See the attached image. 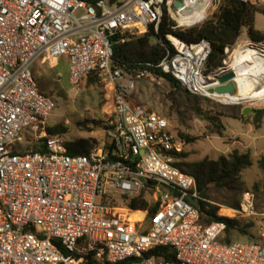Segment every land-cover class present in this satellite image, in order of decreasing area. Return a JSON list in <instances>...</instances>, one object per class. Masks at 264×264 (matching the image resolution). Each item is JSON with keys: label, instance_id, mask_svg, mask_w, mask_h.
Returning <instances> with one entry per match:
<instances>
[{"label": "built area", "instance_id": "1", "mask_svg": "<svg viewBox=\"0 0 264 264\" xmlns=\"http://www.w3.org/2000/svg\"><path fill=\"white\" fill-rule=\"evenodd\" d=\"M241 1L264 7V0ZM186 8V0H0V264H264V226L256 242L225 244V223L200 224L188 202L199 199L196 181L174 165L184 143L169 120L131 103L136 80L114 63V44L151 25L158 33L165 11L180 29L211 19L210 8L182 23ZM171 45L175 53L158 69L193 95L234 104L223 97L234 95L211 93L231 66L225 59L205 74L208 41ZM61 59L73 88L97 79L115 105L108 141L85 156H71L64 137L48 133L56 102L40 91L34 67ZM137 78L157 79L148 70ZM135 198L159 205L150 224L147 210L129 208ZM254 202L245 193L231 219L255 216ZM160 248L174 261L159 262Z\"/></svg>", "mask_w": 264, "mask_h": 264}, {"label": "trees", "instance_id": "2", "mask_svg": "<svg viewBox=\"0 0 264 264\" xmlns=\"http://www.w3.org/2000/svg\"><path fill=\"white\" fill-rule=\"evenodd\" d=\"M99 1L103 0H88L92 5H96ZM109 1L115 2L117 0ZM257 14L264 15V7L261 8L241 0H224L218 12L205 23L187 29H180L177 28L176 22L165 11L158 33L155 32L154 25H151L148 32L143 36L127 37L125 43L114 44V63L135 80H137L140 71L148 70L157 79L166 81L170 87L167 94L170 103V117L180 123H184L187 118H198L207 121L211 125L210 132L222 136L223 131L226 129L222 123V117L239 119L241 116L240 107L216 104L221 112L213 113L205 110L204 104L212 103L210 99L189 93L176 78L171 74L163 73L157 68V65L166 57L168 51H171L172 54L175 53L169 37L177 38L189 45L206 40L211 44L212 50L206 62L205 74L214 73L223 66V61L227 58L225 49H233L244 30L252 42L264 44V33L255 28ZM117 39L115 38L114 41H117ZM87 80L89 84L99 81L94 80L92 77H88ZM39 89L42 91L40 87ZM110 109V112H106L108 114L106 124L112 121L115 116L113 98ZM256 113V120H261L264 116V110H259ZM48 133L64 136L67 130L62 124H58L54 127L49 126ZM192 142H194L193 139L186 140V143ZM97 144L96 140L92 139H81L66 143L71 156L88 155ZM28 150L43 152L44 148L43 146L41 148L29 146ZM175 157L174 165L182 172L192 176L196 181L199 199L188 200V202L199 210L200 224L207 226L215 222L225 223L227 228L221 239L222 243L225 244L231 243L232 237L235 236L247 238L248 242H256L258 238L255 234V223L253 221L220 216L219 211L221 208L210 202L212 192L215 190L238 191L239 194L235 197V201L229 203L227 207L235 210L240 209L241 196L247 192L241 181V173L252 167V156L235 150L226 156L219 157L217 160L206 158L195 163L187 161L188 155L184 152L175 154ZM257 163L264 172V156L260 157ZM254 193L255 210L259 214H264V190L256 185ZM129 208L132 211L147 210V223L150 224L153 216L159 210V205L149 206L148 202L142 198H135L130 200ZM222 212L230 215L228 211L223 210ZM141 216L142 214H135L132 218H140ZM157 257L159 262H173L175 259L168 248L158 249ZM86 264L90 263L87 261Z\"/></svg>", "mask_w": 264, "mask_h": 264}, {"label": "rangeland", "instance_id": "3", "mask_svg": "<svg viewBox=\"0 0 264 264\" xmlns=\"http://www.w3.org/2000/svg\"><path fill=\"white\" fill-rule=\"evenodd\" d=\"M223 2L224 0H214L210 10L211 18L218 12ZM255 28L264 33L263 14L256 15ZM250 44L264 47V44L252 42L244 30L226 58L228 65L235 64L236 52L240 47ZM41 67L44 70L43 74L39 75L36 69L34 71L37 83L42 91L56 102V108L49 122L50 127L62 124L67 130V133L63 136L67 142L92 139L101 144L108 141L105 132L108 129L106 124L108 114L106 112L111 110L113 97L111 98L112 94L105 84L100 81L89 84L86 79L80 88H73L69 82L67 71L57 67V69L51 68L48 64H41ZM169 91L170 87L164 80L156 79L152 81L149 78H137L136 89L131 96V103L135 106L145 107L169 120L173 134L184 143L183 152L188 155L187 161L189 162H200L206 158L217 160L219 157L226 156L235 150L242 154H250L253 165L241 173V181L247 189L246 193L253 194L255 198L254 187L256 185L264 190V172L257 163V160L264 156V116L261 120H256V112L264 110V103L242 99L238 90L234 95V100L230 99L231 102H234L233 105L210 99L211 104H204L205 110L209 112H221L216 104L240 107L241 116L239 119L222 117V123L226 129L223 131L222 136H218L210 132L211 125L207 121L198 118H187L184 123H180L170 117V103L167 99ZM247 108L254 109L256 112L244 115L243 112ZM187 139H193L194 142L186 143ZM25 144L24 141L23 145ZM238 194V191L215 190L212 192L210 202L221 208L219 211L220 216L233 218L231 210L234 209L227 206L235 201ZM243 196L244 194L241 196V200ZM223 210L228 211L230 215L223 214ZM237 218L253 221L256 235H258L260 228L264 226V214H259L256 210L255 216L251 218L240 216ZM231 241L232 243H248L249 240L241 236H235L232 237Z\"/></svg>", "mask_w": 264, "mask_h": 264}, {"label": "bare ground", "instance_id": "4", "mask_svg": "<svg viewBox=\"0 0 264 264\" xmlns=\"http://www.w3.org/2000/svg\"><path fill=\"white\" fill-rule=\"evenodd\" d=\"M186 3L182 23L189 19L201 18L212 7L214 0H186ZM169 40L177 42V38L174 37H169ZM235 59V64L231 65L230 69L235 73L234 82L241 98L264 103V47L249 45L240 47ZM223 97L231 100L235 98L228 95Z\"/></svg>", "mask_w": 264, "mask_h": 264}, {"label": "water", "instance_id": "5", "mask_svg": "<svg viewBox=\"0 0 264 264\" xmlns=\"http://www.w3.org/2000/svg\"><path fill=\"white\" fill-rule=\"evenodd\" d=\"M176 7L180 8L182 7L181 2L176 3ZM235 79V73L233 71H230L224 75H222L218 80L222 84L221 87L217 88L216 90H211V93L216 92L218 94H229V95H235L237 92V85L234 82ZM256 111L254 109L247 108L244 110L243 114L248 115L249 113H255Z\"/></svg>", "mask_w": 264, "mask_h": 264}, {"label": "crops", "instance_id": "6", "mask_svg": "<svg viewBox=\"0 0 264 264\" xmlns=\"http://www.w3.org/2000/svg\"><path fill=\"white\" fill-rule=\"evenodd\" d=\"M41 64L42 63H37L36 65H35V67H34V71H35V69L37 70V73L40 75L41 73L43 74L44 73V70L42 69L43 67H41ZM42 65H46V64H42ZM49 65V64H48ZM51 68H61L62 70H65V71H67L68 72V62H67V60L66 59H61L58 63H56V64H53V65H49ZM65 66H66V68H65ZM41 67V68H40ZM56 68V69H57ZM68 74H69V72H68ZM151 111V110H150ZM228 210H230V209H228Z\"/></svg>", "mask_w": 264, "mask_h": 264}]
</instances>
